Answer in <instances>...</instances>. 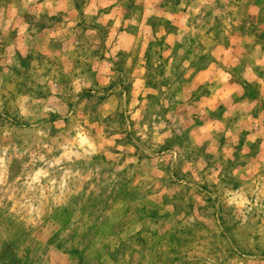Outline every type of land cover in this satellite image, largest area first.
<instances>
[{
    "label": "rangeland",
    "instance_id": "374dc122",
    "mask_svg": "<svg viewBox=\"0 0 264 264\" xmlns=\"http://www.w3.org/2000/svg\"><path fill=\"white\" fill-rule=\"evenodd\" d=\"M0 264H264V0H0Z\"/></svg>",
    "mask_w": 264,
    "mask_h": 264
}]
</instances>
